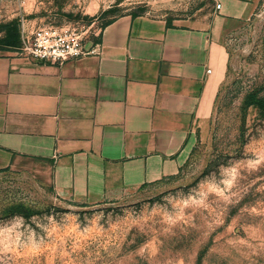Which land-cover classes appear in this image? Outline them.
Segmentation results:
<instances>
[{
    "label": "rangeland",
    "instance_id": "374dc122",
    "mask_svg": "<svg viewBox=\"0 0 264 264\" xmlns=\"http://www.w3.org/2000/svg\"><path fill=\"white\" fill-rule=\"evenodd\" d=\"M218 0H0V53L45 25L87 43L125 14L210 21ZM212 117L177 172L100 202L57 195L46 169L0 171V264H264V0L228 36Z\"/></svg>",
    "mask_w": 264,
    "mask_h": 264
},
{
    "label": "crops",
    "instance_id": "0c3cea01",
    "mask_svg": "<svg viewBox=\"0 0 264 264\" xmlns=\"http://www.w3.org/2000/svg\"><path fill=\"white\" fill-rule=\"evenodd\" d=\"M197 23L125 14L63 63L0 53V170L39 164L57 195L100 202L177 172L209 123L228 36L260 0H218Z\"/></svg>",
    "mask_w": 264,
    "mask_h": 264
},
{
    "label": "built area",
    "instance_id": "2783aa9c",
    "mask_svg": "<svg viewBox=\"0 0 264 264\" xmlns=\"http://www.w3.org/2000/svg\"><path fill=\"white\" fill-rule=\"evenodd\" d=\"M221 3H217V8ZM96 50L87 45L82 31L71 26L45 25L37 28L20 53L43 61L63 63Z\"/></svg>",
    "mask_w": 264,
    "mask_h": 264
},
{
    "label": "trees",
    "instance_id": "16d2710c",
    "mask_svg": "<svg viewBox=\"0 0 264 264\" xmlns=\"http://www.w3.org/2000/svg\"><path fill=\"white\" fill-rule=\"evenodd\" d=\"M111 21H113V19L112 20H110L107 24H109ZM106 24V25H107ZM105 25V26H106ZM248 104L249 105H252V104H256V105H259V106H264V102L262 101V99H260V98H258V97H255L254 99H252L251 101H248ZM1 171V170H0Z\"/></svg>",
    "mask_w": 264,
    "mask_h": 264
}]
</instances>
